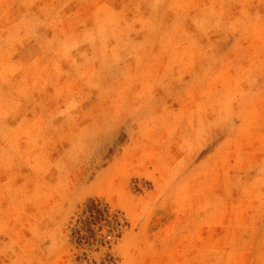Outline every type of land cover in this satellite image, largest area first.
<instances>
[{
	"label": "rangeland",
	"instance_id": "374dc122",
	"mask_svg": "<svg viewBox=\"0 0 264 264\" xmlns=\"http://www.w3.org/2000/svg\"><path fill=\"white\" fill-rule=\"evenodd\" d=\"M0 264H264V0H0Z\"/></svg>",
	"mask_w": 264,
	"mask_h": 264
},
{
	"label": "bare ground",
	"instance_id": "6f19581e",
	"mask_svg": "<svg viewBox=\"0 0 264 264\" xmlns=\"http://www.w3.org/2000/svg\"><path fill=\"white\" fill-rule=\"evenodd\" d=\"M99 25H102V23H101V22H99ZM99 25H98V26H99Z\"/></svg>",
	"mask_w": 264,
	"mask_h": 264
}]
</instances>
